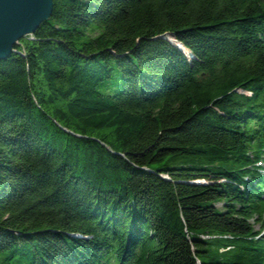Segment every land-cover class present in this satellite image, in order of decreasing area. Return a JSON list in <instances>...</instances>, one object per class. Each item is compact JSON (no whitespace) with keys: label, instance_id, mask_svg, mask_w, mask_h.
<instances>
[{"label":"trees","instance_id":"obj_1","mask_svg":"<svg viewBox=\"0 0 264 264\" xmlns=\"http://www.w3.org/2000/svg\"><path fill=\"white\" fill-rule=\"evenodd\" d=\"M15 49L0 264H264V0H53Z\"/></svg>","mask_w":264,"mask_h":264},{"label":"water","instance_id":"obj_2","mask_svg":"<svg viewBox=\"0 0 264 264\" xmlns=\"http://www.w3.org/2000/svg\"><path fill=\"white\" fill-rule=\"evenodd\" d=\"M53 0H0V61L52 14ZM171 42V40L169 39Z\"/></svg>","mask_w":264,"mask_h":264},{"label":"rangeland","instance_id":"obj_3","mask_svg":"<svg viewBox=\"0 0 264 264\" xmlns=\"http://www.w3.org/2000/svg\"><path fill=\"white\" fill-rule=\"evenodd\" d=\"M40 26V25H39ZM36 31V30H35ZM160 37H162V38H164L165 40H167L168 42H170L169 41V39L170 40H173L174 41V39L170 36V35H168V34H166V35H163V36H160ZM22 39H33V34H28V35H26L24 38H22ZM22 39H20L18 42H17V44L14 46V48H13V50H14V52L13 53H16V49H15V47L16 46H18L19 44H20V42H21V40ZM176 41V40H175ZM170 43H172V41L170 42ZM172 45H174L182 54H184V56L187 58V60L189 61L191 58H193L192 57V55L189 53L188 55H186L181 49H180V46H182V44H180V43H177L176 45L175 44H173L172 43ZM183 47V46H182ZM184 48V47H183ZM188 51V50H187ZM189 52V51H188ZM12 54V53H11ZM59 126V125H58ZM59 128H61L63 131H65V132H68L69 134H72L70 131H68V130H66L65 128H62V127H60L59 126ZM77 137H79L78 135H76ZM163 177V176H162ZM218 206H220V205H218ZM260 224L259 223H257V224H255V226H254V229L255 230H259L260 229ZM204 238V237H203Z\"/></svg>","mask_w":264,"mask_h":264},{"label":"bare ground","instance_id":"obj_4","mask_svg":"<svg viewBox=\"0 0 264 264\" xmlns=\"http://www.w3.org/2000/svg\"><path fill=\"white\" fill-rule=\"evenodd\" d=\"M182 49L184 50V52L186 53V54H188V52L182 47Z\"/></svg>","mask_w":264,"mask_h":264}]
</instances>
